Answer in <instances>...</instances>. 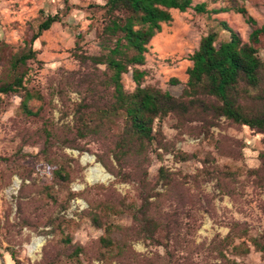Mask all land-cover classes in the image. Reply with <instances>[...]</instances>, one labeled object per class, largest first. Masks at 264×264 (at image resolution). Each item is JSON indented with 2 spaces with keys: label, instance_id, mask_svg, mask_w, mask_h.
I'll return each instance as SVG.
<instances>
[{
  "label": "rangeland",
  "instance_id": "obj_1",
  "mask_svg": "<svg viewBox=\"0 0 264 264\" xmlns=\"http://www.w3.org/2000/svg\"><path fill=\"white\" fill-rule=\"evenodd\" d=\"M198 2H204L208 12L172 10V20L163 23L148 43L145 63L138 66L146 72L143 85L178 97L192 64L189 55L203 35L215 31L218 42L226 39L227 32L219 25L226 21L246 40L251 25L237 7H244L258 24L264 22V0H194V4ZM103 4L104 0H0V81L6 78L12 55L24 46V34L31 37L48 14L59 17L33 41L35 57L27 62L25 86L37 95L30 107L40 115L23 113L19 94L0 93V264H15L9 255L12 251L20 264H76L68 257L72 247H64L60 241L62 233L71 237V243L84 247V253L79 254L83 264H105L97 242L104 227L93 224L88 213H99L101 222L110 215L114 224L129 225L128 214L115 216L112 213L117 211H103L106 192L124 203L138 201L139 176L144 169L147 181L155 183L156 192H162V182H156L160 166L171 173L167 174L170 185L160 201L161 210H166L168 203L192 202L193 218L188 220L195 228L193 245L224 237L230 230L244 233L249 250L227 255L243 264H264V249H256L248 240L252 236L264 242V163L260 159L264 136L223 116L214 119L199 109L200 113L172 114L160 123L155 120L154 129L160 127L161 140L148 148V165L141 159L131 160L133 176L126 182L116 178L114 172L119 167L101 137L78 138L68 131L59 137L57 154L69 171V181L56 183L51 152L47 158L42 151L44 125L58 133V126L71 119L75 104L85 100L90 108H96L110 95L105 88V66L88 58L102 53ZM223 8L226 10H220ZM258 54L264 62V40ZM122 83L126 91L134 89L132 68L122 75ZM179 152L188 157L182 159ZM83 157H92L93 162ZM93 163L104 169L106 179L88 180ZM70 192L74 196L66 203ZM61 217L71 222L62 223L60 229L53 227L51 220ZM112 236L121 237L118 228ZM34 239H41L42 244L32 251L29 246ZM241 240L235 237L234 245ZM129 242L137 254L147 258L157 260L156 254L163 255V248L148 244V240ZM204 258L193 255L191 259L206 264Z\"/></svg>",
  "mask_w": 264,
  "mask_h": 264
},
{
  "label": "trees",
  "instance_id": "obj_2",
  "mask_svg": "<svg viewBox=\"0 0 264 264\" xmlns=\"http://www.w3.org/2000/svg\"><path fill=\"white\" fill-rule=\"evenodd\" d=\"M101 8L102 53L88 58L94 64L105 66V88H108L110 95L96 108H90L85 100L75 104L71 108V119L58 126V133L53 127L44 125L42 132L45 141L42 151L47 158L51 152V165L55 166L53 178L57 184L69 181V171L57 154V150L61 148L57 145L59 137L68 131L78 138L101 137L119 167V171L114 174L121 182H126L133 176L129 168L131 160L141 159L147 165L150 163L148 148L157 145L162 137L160 127L154 129L155 120L160 123L168 115L186 114L190 111L200 113L201 109L214 119L223 116L264 136V62L258 54L264 40V22L258 24L247 15L244 7L235 8L251 25L247 39H242L226 21H220L219 25L227 32V38L218 42V33L215 31H209L200 38L198 46L189 55L192 64L187 69L183 90L175 97L166 90L143 85L146 72L138 66L145 63L150 40L161 31L163 23L172 20V10L184 12L193 9L198 13H205L208 12L206 4H194V0H104ZM212 11L219 12L216 9ZM56 21H59L57 14H48L31 37L24 34V46L12 55L6 78L0 81V93L19 94L21 109L28 116L40 115L38 109L34 111L30 107V101L37 95L25 86L27 62L35 57L32 43ZM130 68L135 87L126 91L122 75ZM171 81L178 82L177 79ZM154 152L161 157L156 150ZM179 156L184 160L188 157L182 152H179ZM260 159L264 163V152L260 154ZM146 174L144 169L139 176V203L135 200L124 203L110 191L106 192L105 200L101 203L106 213L117 211L112 213L115 216L128 214L131 219L129 225L114 224L110 215L105 216L107 219L101 222L99 213L93 210L88 213L93 224L104 227V234L98 237L97 242L99 256L105 264H112L113 261L118 264H199L193 262V255L204 256L206 264H243L227 253H246L249 250L244 233L230 230L224 237L216 236L193 245L191 235L195 228L189 226L188 220L193 218L190 214L192 202L184 200L179 205L168 203L167 209L161 210L160 201L165 195L164 191L169 189L168 175L171 173L164 166H160L157 171L156 182H162V192L155 191V183L147 181ZM73 196L74 193L70 192L66 203ZM152 197L154 198L150 199ZM70 222L71 219L64 217L51 220V224L57 229H60L62 223ZM115 228L121 232L120 238L112 236ZM235 237L242 240L234 245ZM130 240H148V244L161 246L163 255L156 254L157 260H153L137 254ZM248 240L256 249H264V242L257 237L251 236ZM60 241L64 247H72L68 257L76 264H83L79 254L84 253V247L79 243H71L68 234L62 233ZM9 255L15 264H20L13 251Z\"/></svg>",
  "mask_w": 264,
  "mask_h": 264
},
{
  "label": "bare ground",
  "instance_id": "obj_3",
  "mask_svg": "<svg viewBox=\"0 0 264 264\" xmlns=\"http://www.w3.org/2000/svg\"><path fill=\"white\" fill-rule=\"evenodd\" d=\"M84 161L93 162L92 157L87 158L83 157ZM108 174L104 171V169L97 163H93V165L88 169L87 178L88 180H95V179H106ZM42 240L41 239H34L32 244L29 246L30 250L37 249L41 246Z\"/></svg>",
  "mask_w": 264,
  "mask_h": 264
}]
</instances>
